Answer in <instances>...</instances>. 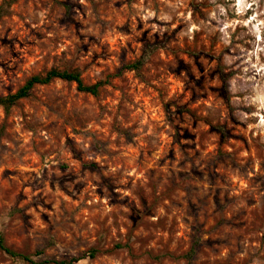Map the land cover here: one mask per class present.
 <instances>
[{"label": "rangeland", "instance_id": "rangeland-1", "mask_svg": "<svg viewBox=\"0 0 264 264\" xmlns=\"http://www.w3.org/2000/svg\"><path fill=\"white\" fill-rule=\"evenodd\" d=\"M1 10L0 95L51 68L103 81L92 95L55 78L0 106L8 246L33 264H264V0ZM143 54L140 75L123 68Z\"/></svg>", "mask_w": 264, "mask_h": 264}, {"label": "trees", "instance_id": "trees-1", "mask_svg": "<svg viewBox=\"0 0 264 264\" xmlns=\"http://www.w3.org/2000/svg\"><path fill=\"white\" fill-rule=\"evenodd\" d=\"M7 4H9V2ZM6 9H7L6 7L3 8V11H6ZM1 13H2V10L0 11V14ZM156 46L157 44L149 45L147 47V49L149 50V53H151ZM144 56L146 55L143 54L141 57L131 62L125 63L123 65V68L134 70L137 73V75H140L142 65L145 62ZM55 78H59L65 81L75 82L78 90L90 93L92 95L98 94L99 87L103 83V81H97L92 84H85L82 80L80 72L77 69L67 70V69L51 68L44 73H38V74L31 75L29 78L26 79L23 85L20 86L15 92L8 93L6 95H0V106L4 110H8L18 100L28 97L30 95L32 88L35 85L48 83ZM198 240L199 239L197 238V241ZM195 244H193L191 248L188 250V252L185 253L186 257H192L194 255V253L196 252ZM0 250L12 258L21 259L25 262L32 263V264L35 263V260L33 259L31 254H26L24 252L15 250L11 248L10 246H8L5 243L4 238L1 233H0ZM97 252H98V249L92 247L89 250H87V255L92 258L96 255ZM46 262H54L56 264H72L71 260H54V259L53 260H43V263H46Z\"/></svg>", "mask_w": 264, "mask_h": 264}]
</instances>
